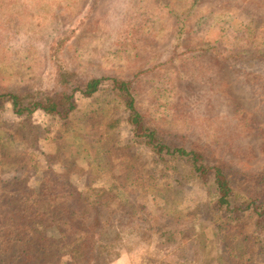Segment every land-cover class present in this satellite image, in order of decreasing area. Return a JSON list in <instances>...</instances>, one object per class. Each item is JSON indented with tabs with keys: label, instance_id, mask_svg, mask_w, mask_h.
<instances>
[{
	"label": "trees",
	"instance_id": "obj_1",
	"mask_svg": "<svg viewBox=\"0 0 264 264\" xmlns=\"http://www.w3.org/2000/svg\"><path fill=\"white\" fill-rule=\"evenodd\" d=\"M124 1L123 10L116 14L119 21L123 19L119 32L124 37L129 30L137 39L134 48L143 49L144 54L148 51V64L132 79L84 80L58 64L45 93L24 86L0 87V105H10L13 118L0 127V264H109L128 243L157 249L151 264H187L194 246L190 228L204 220H210L220 244L217 256L205 264H264V173L247 177L242 184L246 191L240 189L239 196H232L227 162L216 152L224 117L217 116L215 104L219 103L216 74L234 73L241 62L264 63V14L251 16L250 24L236 18L223 27L208 8L209 0ZM248 1L256 11V4L264 0ZM167 35L172 36L174 53L162 60L161 51L153 49ZM109 38L107 34L104 40L109 43ZM129 45L126 41L124 47ZM155 72L156 76L147 78ZM104 82L112 84L122 113L106 118L87 113V118L89 122L105 121L107 134L114 123L122 122L132 130V138L124 143L118 136L100 139L93 149L86 137L76 142L77 148L71 147L68 158L50 159L41 152L52 161L46 170L38 168L34 154L41 150L33 139L56 134L69 146L63 138L61 121L67 116L63 113L82 106ZM143 91L158 106L157 117L138 106L137 94ZM35 113L44 122L52 119L51 125L43 123L39 130L33 121ZM56 119L57 128H52ZM203 121L211 125L210 131L195 125ZM210 161L220 162L205 166ZM71 166L69 178H64ZM179 166L204 179L212 178L221 194L214 219L198 222L199 209L194 206L196 211L186 215L193 220L189 227L183 217L166 213L163 203L147 209L159 192L157 187L172 185L176 177V183L183 182ZM137 171L143 180L131 183ZM170 171L175 172L174 178L168 179ZM111 175L119 179L114 189L109 185ZM228 197H234L233 201ZM12 215L17 220L9 219ZM237 228L243 234L231 235ZM26 247L32 251L29 263L20 257Z\"/></svg>",
	"mask_w": 264,
	"mask_h": 264
},
{
	"label": "rangeland",
	"instance_id": "obj_2",
	"mask_svg": "<svg viewBox=\"0 0 264 264\" xmlns=\"http://www.w3.org/2000/svg\"><path fill=\"white\" fill-rule=\"evenodd\" d=\"M209 1L212 4L208 8L213 9L215 21L223 27L231 25L236 18L250 24L251 19L264 14V1L256 4V11L249 8L248 0ZM125 5L124 0H0V87L8 89L24 86L45 93L53 83L58 64L67 71L76 72L84 80L132 79L140 68L148 64V51L144 54L143 49L134 48L137 39L133 34H129V30L124 32L127 33L124 37L123 32H119L123 26V19L119 21L120 17L116 14H119ZM130 22L132 23V20ZM107 34L110 36L108 41L112 39L109 43L104 40ZM125 37L127 39H124ZM126 41H129L130 45L124 47ZM157 46L153 52L161 51L162 60L172 57L174 53L172 36L167 35ZM206 62L210 60L206 58ZM235 70L234 73L224 70L222 74L215 76L217 84L215 93L216 97H219L218 106L215 102L219 112L217 116L221 119L224 117L221 122L222 139L216 146V152L227 162V172L224 168L223 170L229 176L231 184L228 188L232 196H239L240 189L246 191L242 184L247 177L264 173V63L241 62L237 64ZM152 74L156 76V72L149 73L147 78ZM98 90L92 98L83 101L82 106H76V109L69 111L68 114L63 113L67 115L61 121V125L65 126L63 138L69 142V146L56 134L50 136L44 133L45 135L33 139L32 143L41 150L36 149L37 152L34 154L37 159L35 165H38V168L46 170L45 167L54 156L70 157L71 147L77 148L76 142L86 137L93 149L100 139L118 136L124 143L132 138V130L122 122L114 123L112 131L108 134L105 121L89 122L87 113H93L95 116L104 115L106 118L115 116L118 112L120 114L123 110L121 100L111 91V83L104 82ZM145 93L143 91L137 94L138 106L142 112L157 117L158 106L150 103ZM206 116L207 113L204 117ZM4 121L12 123V107L2 104L0 127ZM33 121L38 129L42 130L43 123L50 126V121L53 120L48 119L44 122L41 116L35 113ZM57 122L59 121L56 119L52 128H57ZM195 125L201 131H210L211 125L207 122ZM27 151L32 152L33 145ZM41 152L51 156L50 159L45 158ZM219 162L210 161L205 166H218ZM72 166L63 174L64 178H69ZM6 169V166L2 165V170ZM178 170L183 173L179 175L183 182L176 183V177L172 185L160 186L161 189L157 187L159 192L153 200L151 199L147 209L151 205L153 208L161 207L159 203H163L162 207H165L166 213L183 217L189 224L193 220L187 219L190 216L186 215L191 210L196 211L194 206H197L200 216L198 222L206 217L214 219L217 216V203L221 194L212 178L204 179L180 166ZM173 173L175 172L167 173L168 179L174 178ZM131 176V183L137 184V180H143L140 171H137L136 175L132 173ZM110 179L112 182L109 185L114 189L119 179L113 175ZM73 180L76 183V180ZM168 196L171 197L170 200L167 199ZM228 199L233 201L234 197ZM9 219L17 220L14 215L9 216ZM142 225L145 226L146 222L144 221ZM252 227H249V233ZM256 230L262 232L263 229ZM190 231L194 241L191 248L193 257L187 264H205L215 258L219 252V236L216 229L211 226L210 220H204L190 228ZM241 231V228H237L231 235H242ZM144 244L134 246L128 243L119 252L118 259L109 264H151L152 257H155L154 251L157 249L148 250ZM31 252L29 247L21 249L22 262H30Z\"/></svg>",
	"mask_w": 264,
	"mask_h": 264
}]
</instances>
